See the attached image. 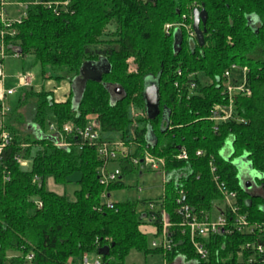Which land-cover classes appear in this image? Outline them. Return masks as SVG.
<instances>
[{"label": "trees", "instance_id": "1", "mask_svg": "<svg viewBox=\"0 0 264 264\" xmlns=\"http://www.w3.org/2000/svg\"><path fill=\"white\" fill-rule=\"evenodd\" d=\"M195 8L208 13L202 46L188 32ZM13 28L15 34L2 36L0 19L5 53L33 56L45 79L71 83L92 64L101 80L88 81L77 109L72 90L59 101L52 91L32 88L6 107L0 132L12 139L0 154V264H82L86 254L102 264H126L133 250L160 254L164 264H244L243 246L254 237L237 231L208 238L209 256L199 259L181 226L178 199L183 193L194 213H224L230 224L223 184L251 223H264V0H70L59 14L31 4ZM233 64L247 68L251 94L237 96L232 117L216 123L212 110L228 100L223 74ZM148 77L160 94L154 117L145 100ZM92 115L101 126L96 140L63 132L69 143L63 146L49 133L51 123L59 131L66 124L83 128ZM119 141L134 151L113 160L121 174L105 185L98 150ZM181 148L186 159L177 158ZM145 151L165 159L164 195L107 207L103 194L126 187L123 173L139 169L132 158ZM243 155L263 174L257 192L240 180L234 159ZM75 173L72 198L46 186L48 177L67 184ZM164 215L170 249L153 247L141 229L151 225L159 238ZM104 247L109 253L100 255Z\"/></svg>", "mask_w": 264, "mask_h": 264}, {"label": "built area", "instance_id": "2", "mask_svg": "<svg viewBox=\"0 0 264 264\" xmlns=\"http://www.w3.org/2000/svg\"><path fill=\"white\" fill-rule=\"evenodd\" d=\"M70 0H0V19L5 26V30L2 31V36L10 33L15 34L16 30L13 28L15 23H20L24 17L27 15V8L29 5H42L47 9L52 10L53 12L59 14L62 11L67 10ZM9 4H16L23 7V11L19 14L17 18H12L5 13L4 7ZM173 25H166V29L170 30ZM190 36L195 37V32L192 29V25L188 28ZM14 55L20 56L19 53ZM4 77V69L2 61H0V78ZM224 79V94L227 97L226 103L215 104L212 110V119L214 121H226L232 117L234 110V101L237 96H246L251 94V89L247 80V68L240 67L236 64H233L228 70L223 74ZM19 86H31L33 81V76L31 74H22L19 78ZM15 92V89H9L5 95H10ZM8 110L6 107H3L0 110V122L2 120V115ZM100 124L96 116H90L88 118L87 124L83 128H78L73 124H66L63 127V131H59L57 126L54 123H51L49 126V133L55 134V138H58V143L63 146H67L69 143L66 140L67 134L77 133L81 135L84 139L93 141L99 137L100 134ZM12 137L6 132H0V154L3 148L11 141ZM132 149L123 142H116L114 144H103L99 150V157L104 160L103 166L100 168V182L107 185L111 181L118 180L121 174L120 168H115L114 170H109L108 165L113 160L118 158H127L130 156ZM202 151H197V155H201ZM178 159H186L187 152L184 148H181L180 153L177 155ZM134 165L138 168H150L154 171L163 172L165 175V159L153 155L149 151H145L142 156L137 158H132ZM23 165L27 164V161L21 162ZM215 179H217L215 177ZM220 191L224 195V206L227 212L233 215L234 222L230 224L227 221V218L224 213L218 214L214 217L208 215H200L194 213L190 207L185 204L186 197L181 193V198L178 199L179 210L178 213L181 215V226L183 230L189 234L190 241L195 249L199 259H206L209 256V249L206 246L205 241L211 236L216 235L220 231H237L249 233L254 237L251 241H248L244 246L243 250L248 252L247 259L244 264H264V223H251L246 215L240 212L239 206L236 203V193L228 191L225 189L223 184H218ZM141 190V189H140ZM106 198V206L113 208L114 201L110 200L109 195L103 194ZM38 205L41 206V202H38ZM154 205H150L152 210ZM156 218L155 215L152 217ZM164 220V229L159 237V240H153V247H162L164 249L171 248V241L167 235V222L166 215L163 217ZM243 256V252H240ZM29 258H32L30 256ZM82 264H102L99 258L91 261L89 255H84Z\"/></svg>", "mask_w": 264, "mask_h": 264}, {"label": "rangeland", "instance_id": "3", "mask_svg": "<svg viewBox=\"0 0 264 264\" xmlns=\"http://www.w3.org/2000/svg\"><path fill=\"white\" fill-rule=\"evenodd\" d=\"M4 11L10 17L17 18L23 11V7L16 4H9L4 7ZM3 45V42H1L0 48L2 49H0V61H2L3 64L4 77L0 78V97L3 98V94L6 93L8 89H15L14 94H6L3 98L5 105L9 109H13L16 106L22 90H29L31 88L33 90L45 89L53 90L56 93V89L59 88L56 93L57 98L58 92H62L65 90L61 89L63 87V84H65L67 87L69 86L68 82H62L58 84L53 80L45 79L42 75L41 66L39 64H34L33 56L20 55V57H17L14 54H7L5 53L6 48H4ZM22 74H31L33 76L31 86H19V78ZM152 83H156V80L153 77H148L146 79V86ZM23 113L29 114L27 109H24ZM228 147H230L229 143ZM234 163L238 168V174L242 184L248 186L254 192L259 191L260 184L257 178L261 179L263 177V174L260 173L257 178L255 177L249 167L250 163L247 160V156L243 155L241 157L235 158ZM117 167H119V165L115 161L110 162L108 165L109 170H114ZM79 177V173L73 174L69 178L70 182L67 184H58L52 177H48L46 179V186L51 191H54L58 194H64L68 198H72L74 197V191L77 188L76 182ZM122 181L126 184V187L111 192V196L109 198L112 201H124L127 199L136 198H158L164 195L165 175L163 172L154 171L150 168H135L132 171L124 172ZM155 239L159 240V238H156L153 233H148V240L150 243ZM94 257H96V255H90V258L94 259ZM126 264H164V260L163 256L160 254L145 256L143 253L133 250L127 257ZM177 264H185V262L182 259H178Z\"/></svg>", "mask_w": 264, "mask_h": 264}, {"label": "water", "instance_id": "4", "mask_svg": "<svg viewBox=\"0 0 264 264\" xmlns=\"http://www.w3.org/2000/svg\"><path fill=\"white\" fill-rule=\"evenodd\" d=\"M154 1V0H151ZM193 23H192V29L195 32L196 39L200 46H202L205 42L204 39V32L205 28H202L201 26L206 24V21L208 19V13L205 8L198 9L195 8L193 10L192 14ZM18 53H21V50H18ZM90 79H98L101 80V74L99 73V69L96 65L92 64H85L81 69L80 76L75 77L71 82V88L73 92V98H72V105L74 109H77L83 96L85 93V89L87 86V83ZM116 92L118 94L121 93V90L117 89ZM159 89L156 83H152L145 88V100L146 105L148 107L149 112L154 117L159 113ZM38 135L39 132H36ZM151 136L153 137L154 134L151 132ZM151 141V140H150ZM252 173L257 178L260 175V172L254 170L251 167V164L249 165ZM262 174V173H261ZM258 179V178H257ZM249 188L248 186H246ZM109 253V247H104L99 250L100 255H106Z\"/></svg>", "mask_w": 264, "mask_h": 264}, {"label": "crops", "instance_id": "5", "mask_svg": "<svg viewBox=\"0 0 264 264\" xmlns=\"http://www.w3.org/2000/svg\"><path fill=\"white\" fill-rule=\"evenodd\" d=\"M0 49H2V48H0ZM17 57H20V56H17ZM68 87L65 85V84H63V87L61 88V89H65L64 91H62V92H58V97L56 98V93H57V91L59 90V88H57L56 89V93H55V91H53V90H47V91H52L53 92V95H54V98L56 99V100H59V101H62V100H65L66 98H67V96H68V94L70 93V91L72 90V88H71V83H68ZM65 86V87H64ZM9 90V89H8ZM15 93V92H14ZM13 93V94H14ZM61 94V95H60ZM10 95H12V94H10ZM60 95V96H59ZM1 98V97H0ZM3 99V98H2ZM2 103H3V105L4 106H6L5 105V103H4V100H2ZM7 107V106H6ZM111 196V194L109 195V197ZM137 199H141V198H137ZM111 200V199H110ZM141 229H142V231H144V232H146V233H155V228L153 227V226H151V225H143L142 227H141ZM89 258H90V255H89ZM98 257L96 256V257H94V259H92V258H90V260L91 261H94L95 259H97Z\"/></svg>", "mask_w": 264, "mask_h": 264}]
</instances>
